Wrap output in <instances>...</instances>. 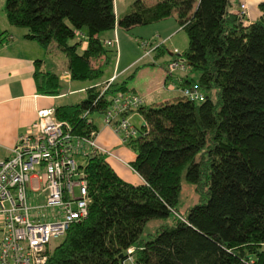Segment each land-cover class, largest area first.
<instances>
[{
	"label": "trees",
	"instance_id": "16d2710c",
	"mask_svg": "<svg viewBox=\"0 0 264 264\" xmlns=\"http://www.w3.org/2000/svg\"><path fill=\"white\" fill-rule=\"evenodd\" d=\"M241 5L135 0L117 17L115 0L5 1L12 26L27 29L25 37L46 52L65 55V73L37 69L42 94H64L65 74L71 81L101 79L103 60L109 62L112 52L103 33L174 18L189 46L173 60L199 73L197 79L180 77L182 89L197 88L205 96L195 101L182 94L156 105L143 101L118 113L117 122L137 112L143 118L140 126L130 119L136 135L125 140L136 152L130 165L140 184L123 179L106 153L91 156L79 146L89 214L48 249L46 264H127L131 256L135 264H264V1L250 23ZM8 32L0 33V41ZM36 62L41 66L42 60ZM128 82L90 84L82 100L55 108L56 118L78 137L75 144L97 137L95 115L105 121L119 92L137 95ZM183 177L198 195L185 211ZM159 218L171 222L143 239L147 223Z\"/></svg>",
	"mask_w": 264,
	"mask_h": 264
},
{
	"label": "built area",
	"instance_id": "2783aa9c",
	"mask_svg": "<svg viewBox=\"0 0 264 264\" xmlns=\"http://www.w3.org/2000/svg\"><path fill=\"white\" fill-rule=\"evenodd\" d=\"M241 9L242 14L249 15L247 3H242ZM114 37L106 43L119 53L118 35L115 33ZM139 45L147 47L145 42ZM168 68L170 73L186 70L179 60L171 61ZM182 94L195 101L205 98L197 88H183ZM114 100L105 123L125 141L136 131L127 117L117 122L118 113L136 109L143 99L119 92ZM55 112V108L40 109L37 120L12 148L11 156L0 161V264H46L51 240L64 237L72 224L89 214L91 197L85 173L77 161L79 146L91 156L113 154L95 137L78 139L75 144L78 137L72 134L70 124L58 120ZM34 177L42 181L43 187L36 189L45 191L43 203L33 204L29 197L28 188ZM129 253H133V248ZM130 260L135 264L132 256Z\"/></svg>",
	"mask_w": 264,
	"mask_h": 264
},
{
	"label": "crops",
	"instance_id": "0c3cea01",
	"mask_svg": "<svg viewBox=\"0 0 264 264\" xmlns=\"http://www.w3.org/2000/svg\"><path fill=\"white\" fill-rule=\"evenodd\" d=\"M131 1L132 0H126V4L121 12L119 6L116 4L119 0H115L117 17L122 16L129 10ZM262 1L264 0H240V3H247L248 5L249 15L247 16V23L256 20L260 16L261 11L259 9V4ZM175 24L176 21L175 23L168 22L164 28L162 27V29L174 33L178 29ZM11 26L12 25L8 22L6 16L3 17L0 23V33L5 30H8L9 32L3 41H0V161L11 156L12 148L15 146L18 139L27 133L33 122L37 120L40 109L56 108L58 105L65 103L62 102L65 93L59 96L45 95L42 94L37 87L36 71L37 69L39 70V68L53 71L48 69V59L51 61L53 59V54L51 52H46L37 41L26 38L25 34L27 29H17L18 27L12 29ZM119 30L122 29L117 28L116 31L110 32L115 36V33L118 35ZM106 39H111V35ZM136 44L139 45V42ZM123 55L122 52L115 64L114 74L111 77L114 78L115 81H119L120 78L126 75V73L130 71V68L137 62V60H139L135 59L130 61L121 69ZM39 59L42 60L41 66H38L36 62ZM53 61L56 62L55 58ZM59 63H54V67L57 69L60 68L61 71L64 69V64ZM57 64H59V66ZM58 73L61 74L60 72ZM63 78L70 81L69 75L66 76L65 74L63 75ZM83 89V87L76 89L73 88L70 94H75L77 91ZM129 90L137 93V95L139 94L136 88H129ZM139 96L143 98L144 104L148 105L145 96H142L141 94H139ZM159 103L156 102L155 104L152 103L150 105H156ZM136 115L141 114L137 112L134 116ZM106 127H109L113 131L112 137H110L111 134L108 133V131L99 130L96 140L100 145L108 148L109 151L113 153L112 155L107 154L108 161L123 179L134 184L142 183L141 176L135 172L130 165V162L136 158V154L119 146L118 143L113 140L114 135L119 136V134L116 133L111 126ZM124 157L129 162H127ZM40 186L43 187L42 181H39L38 178L34 177L33 182L28 188V194L33 204L43 203L45 200V191L36 189L41 188ZM1 237L2 234L0 228V240Z\"/></svg>",
	"mask_w": 264,
	"mask_h": 264
},
{
	"label": "rangeland",
	"instance_id": "374dc122",
	"mask_svg": "<svg viewBox=\"0 0 264 264\" xmlns=\"http://www.w3.org/2000/svg\"><path fill=\"white\" fill-rule=\"evenodd\" d=\"M135 0L131 1V4ZM154 0H149V3L152 4ZM119 6V10L122 12L124 5L126 4V0H119L116 2ZM130 4V5H131ZM5 0H0V23L5 17ZM169 23H175L174 18H169L163 22H159L157 24L148 25V26H139L134 28L133 30H119L118 32V40H119V53L115 52L114 46L108 47L112 52L110 53L111 59L109 62H105L103 60V68L104 75L99 80H63L64 89L63 92L65 96L62 102L71 103L82 100L86 93L83 90L77 91L75 94H70L73 88H85L90 84H96L99 82H106L111 80V77L114 74L115 64L117 63V59L121 56L123 52V60L121 64V69L126 66L130 61L135 59L137 62L130 68V71L126 73L119 81L128 80L129 88H136L139 94L145 96L146 102L148 105L155 104L156 102H163L165 100H175L176 98L182 96V86L180 77L188 75L189 78L197 79L199 77V73L195 70L187 68L186 70H175L172 74L168 71V65L171 61H173L174 53H182L189 46V38L187 32L182 30L177 22L176 27L178 28L176 32L172 33L171 31H164L165 25ZM17 26H11L14 29ZM161 27V28H160ZM22 29V27H18L17 29ZM109 35H111V39L113 37V33H105L102 34V38L105 39ZM137 42H145L147 43V47H141L136 44ZM151 50L150 54L146 52ZM118 56H117V55ZM52 60L49 61L48 69H51L55 72L63 73V70L60 71V68L57 69L54 67V63L60 62L59 64H63L65 60V55L62 51L56 52L52 56ZM55 58V61L54 60ZM138 63V64H137ZM59 64H57L59 66ZM68 76V74H66ZM151 93V94H150ZM137 94V93H136ZM138 94V95H139ZM135 114L130 116L132 123L140 126L143 122V118L141 115ZM95 122L98 125L100 131L106 130L110 133V137L113 135V131L106 127V123L104 121L103 115H95ZM120 136V135H119ZM118 135H114V141L118 143L119 146L128 149L129 152L136 154V152L126 145V142L123 140V136L119 137ZM125 158V157H124ZM126 159V158H125ZM127 160V159H126ZM78 163L83 162V158L81 156L77 157ZM127 162H129L127 160ZM185 202V206L182 208V211L191 205H194L198 202V195L194 189V186L190 184L185 177H183V190L181 194V203ZM171 218L169 219H152L147 223L144 228L142 238H149L150 234H155L158 231V228L166 223H170ZM62 240V237L52 239L50 243V248H54L57 246ZM127 264H132V260L127 261Z\"/></svg>",
	"mask_w": 264,
	"mask_h": 264
}]
</instances>
